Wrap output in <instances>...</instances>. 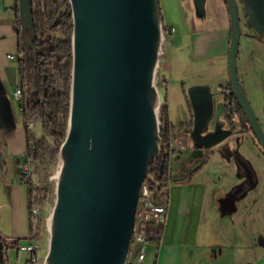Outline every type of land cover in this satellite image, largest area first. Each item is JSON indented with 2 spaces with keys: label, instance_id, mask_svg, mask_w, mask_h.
<instances>
[{
  "label": "water",
  "instance_id": "water-1",
  "mask_svg": "<svg viewBox=\"0 0 264 264\" xmlns=\"http://www.w3.org/2000/svg\"><path fill=\"white\" fill-rule=\"evenodd\" d=\"M69 1L74 24L70 119L45 264H127L139 196L149 166L160 154L155 74L163 40L161 8L159 0ZM242 1L249 25L264 36V0ZM194 3L205 14L206 0ZM225 3L231 22L228 94L264 149V130L238 74L239 2ZM19 9L27 49L34 37L31 0H19ZM202 89L209 97L207 113L195 97ZM189 96L197 146L213 100L206 85L193 86ZM6 99L0 109L10 111Z\"/></svg>",
  "mask_w": 264,
  "mask_h": 264
},
{
  "label": "crops",
  "instance_id": "crops-1",
  "mask_svg": "<svg viewBox=\"0 0 264 264\" xmlns=\"http://www.w3.org/2000/svg\"><path fill=\"white\" fill-rule=\"evenodd\" d=\"M217 3L221 14L205 29H192L186 18L178 22V14L171 20L166 17L169 24L164 16L162 21L167 30L175 29L169 35V45L179 30L181 36L190 35L198 58L226 64L216 76L215 92L220 99L222 88L230 84L231 22L225 0ZM16 8L17 0H0V102L6 97L10 103V111L0 109V235L8 246L10 264H26L30 252L19 246L29 245L34 239L30 186L21 180L20 163L28 152L27 128L32 129V121L27 124L21 102L13 96L21 83L18 60L8 58L10 54L19 55L22 43ZM254 31L246 32L255 37ZM165 59L160 67L165 78L169 75L168 83L172 68L171 62L166 66ZM238 74L245 92L256 101L254 106L264 112V83L261 79L256 84L249 81L248 66H243V71L238 67ZM197 85H206L212 91L211 79ZM172 147L175 156L165 197L166 215L159 226L161 237L147 244L142 264H264V152L254 135L245 133L241 144L213 142L208 146H196L188 135L187 139L175 137ZM209 147L207 155L205 149ZM211 159L222 167L215 177L202 174ZM21 254H25L24 259Z\"/></svg>",
  "mask_w": 264,
  "mask_h": 264
},
{
  "label": "trees",
  "instance_id": "trees-1",
  "mask_svg": "<svg viewBox=\"0 0 264 264\" xmlns=\"http://www.w3.org/2000/svg\"><path fill=\"white\" fill-rule=\"evenodd\" d=\"M16 10L20 31L19 0ZM31 12L34 27L31 46L26 49L21 41L19 45L18 64L23 87L21 107L27 124L33 118L39 119L46 135L35 137L28 127V153L35 162L46 159L51 164H59L70 119L74 28L72 8L69 0H31ZM163 27L166 32V26ZM58 32L61 37L53 35ZM54 71L59 74L58 78ZM33 94L35 98L32 97ZM235 109L244 128L250 129L238 102L235 103ZM185 128L186 126L182 127ZM175 132L176 128L171 125L169 106L165 100L160 124V154L152 160L145 179L150 189L161 198L166 197L172 178L171 164L175 156L172 142ZM31 192L30 188V194ZM39 192L43 200L48 198V190L41 189ZM39 237L40 230L33 232L32 224L31 238ZM7 250L8 246L0 235V264H10Z\"/></svg>",
  "mask_w": 264,
  "mask_h": 264
},
{
  "label": "rangeland",
  "instance_id": "rangeland-1",
  "mask_svg": "<svg viewBox=\"0 0 264 264\" xmlns=\"http://www.w3.org/2000/svg\"><path fill=\"white\" fill-rule=\"evenodd\" d=\"M237 1L239 2L242 26L237 65L241 71H243V66L249 67V81L251 80V82L253 81V83L256 84L257 79H261L264 83V37L258 36L257 34H255V37L247 35L246 31L248 29L252 31H254V29L248 25L243 1ZM159 4L161 14L164 16L167 24H169L168 19L171 20L175 14H178V22H184L183 20L186 18L188 22H191L192 29L194 30H196L197 27L205 29L206 26H211L213 24V17L215 18L221 14L217 0H206L205 14H200L197 11L194 0H159ZM178 32L172 36V45L168 44V40L163 42L162 53L160 55L159 64L155 74V85L161 97L163 96L168 100L170 122L171 125L176 128L175 137H178V139H187L188 134L184 131V129H182V127L187 125L190 121V111L188 110L187 101L185 99L186 91L189 92L193 86L209 79H211V84L213 85L212 90L215 91L217 73L221 69V66L224 65V67H226V64L221 65L218 60L198 58L192 49L190 35L181 36ZM53 35L61 37L59 32ZM165 57L166 66H168L171 62L172 68V75H170V79L172 80L168 83L165 79H168L169 75L165 78L162 74V65L160 67V61ZM54 73L58 78L59 74L56 71H54ZM246 94L251 102L253 99L252 96L249 93ZM255 103L256 101L252 100L251 105L254 107V112L264 130V112L257 110V107L254 106ZM31 121L33 123L31 129L33 134L35 133L37 137L46 135L39 119L33 118ZM218 123L219 121L212 118L209 124V127H211L209 131L212 130V128H214ZM50 141L52 142L51 139ZM258 145L260 146L259 143ZM260 148L262 152H264L261 146ZM236 149L237 145H235V150ZM229 152H233V149L230 148ZM234 153L237 154V152ZM59 166L60 163L51 164L46 159L41 162H35L32 160L33 184L37 186V195L39 196L38 205L44 213L43 220L39 221L35 230V233L40 230L38 242L40 244L39 253L41 255V259L46 257L49 247V218L56 199V177L59 172ZM221 169L222 167L219 168L216 160L211 159L210 161H207L205 166L202 168V174L208 175V177H215ZM224 172L228 173L227 170ZM41 189L48 190L49 196L46 200H43L42 195L39 192ZM24 257L25 254H21V258L24 259ZM15 258V253H12L14 263H16Z\"/></svg>",
  "mask_w": 264,
  "mask_h": 264
},
{
  "label": "built area",
  "instance_id": "built-area-1",
  "mask_svg": "<svg viewBox=\"0 0 264 264\" xmlns=\"http://www.w3.org/2000/svg\"><path fill=\"white\" fill-rule=\"evenodd\" d=\"M175 29L164 31L163 27V42L169 39L170 33H174ZM162 53V46L160 49V55ZM9 59L18 60L19 55L10 54ZM159 93V91H158ZM13 96L16 100L22 102L23 100V87L19 83L14 90ZM164 101L159 93V103L157 106V117L159 125L161 124V116L163 111ZM33 123L30 124L32 127ZM21 180L29 184L32 192L30 194V213L33 224V232L36 230V225L44 218V213L38 205L39 196L37 195V186L33 184V170L32 159L27 152L25 157L22 158L20 163ZM171 183V181H170ZM170 185V184H169ZM166 215L165 197L161 198L154 191L150 189L148 183L143 184L142 190L139 196L138 205L136 209L135 222L136 230H134V245L130 246V251L127 259V264H142L146 256V246L148 243L158 241L160 239L159 226L163 223ZM22 251L30 252V257L26 264H45V258L41 259L39 253L40 244L38 239H34L29 245L19 246Z\"/></svg>",
  "mask_w": 264,
  "mask_h": 264
},
{
  "label": "flooded vegetation",
  "instance_id": "flooded-vegetation-1",
  "mask_svg": "<svg viewBox=\"0 0 264 264\" xmlns=\"http://www.w3.org/2000/svg\"><path fill=\"white\" fill-rule=\"evenodd\" d=\"M230 90H231V84L224 86L221 90L220 99H217L218 94L215 91L213 90L210 91V93L212 94L213 108L211 110V114H210L211 117H210L208 126L206 130L203 132L202 138L201 137L199 138L198 145L203 144V146H208V145L213 144V142H216V141L219 143L229 142V143L241 144L243 135L245 133L251 132V129L244 128L243 121L241 120L240 116L235 113L236 112L235 103L237 102V100L235 99L233 95L228 94ZM195 97L202 105L204 112L207 113L209 110V97H208V93L206 92V90H203V89L198 90L196 92ZM185 99L187 101L188 110L190 111V121L187 125H185L186 128L184 129V131L190 137L191 132L194 128V109L191 103L189 92L187 91L185 93ZM165 100H167V98L163 97L164 103H165ZM212 118L214 120L216 119L217 121H219V123L216 124L215 127L209 131V129L211 128L209 127V124ZM246 122L249 127L247 119H246ZM207 134L209 135L206 136ZM209 152H210V147L208 149H205V153L207 155H209Z\"/></svg>",
  "mask_w": 264,
  "mask_h": 264
},
{
  "label": "bare ground",
  "instance_id": "bare-ground-1",
  "mask_svg": "<svg viewBox=\"0 0 264 264\" xmlns=\"http://www.w3.org/2000/svg\"><path fill=\"white\" fill-rule=\"evenodd\" d=\"M58 177V174H57ZM56 177V178H57ZM49 227H50V221H49ZM134 230H136V222H134V228H133V232H132V241H131V245H134Z\"/></svg>",
  "mask_w": 264,
  "mask_h": 264
}]
</instances>
